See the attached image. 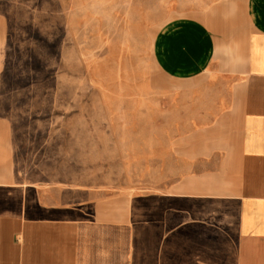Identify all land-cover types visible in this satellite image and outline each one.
I'll list each match as a JSON object with an SVG mask.
<instances>
[{"label": "crops", "instance_id": "0c3cea01", "mask_svg": "<svg viewBox=\"0 0 264 264\" xmlns=\"http://www.w3.org/2000/svg\"><path fill=\"white\" fill-rule=\"evenodd\" d=\"M93 6L64 23L73 52L142 56L140 88L116 101L141 121L132 171L120 186L22 178L0 117V264H264V0Z\"/></svg>", "mask_w": 264, "mask_h": 264}, {"label": "rangeland", "instance_id": "374dc122", "mask_svg": "<svg viewBox=\"0 0 264 264\" xmlns=\"http://www.w3.org/2000/svg\"><path fill=\"white\" fill-rule=\"evenodd\" d=\"M95 1L0 0V117L12 130L15 170L22 178L120 186L132 171L126 153L133 147L126 144L135 138L125 132L141 121H126L125 106L116 101L140 88L142 56L73 52L75 41L64 24L79 8L87 16ZM133 163L139 165V154Z\"/></svg>", "mask_w": 264, "mask_h": 264}]
</instances>
